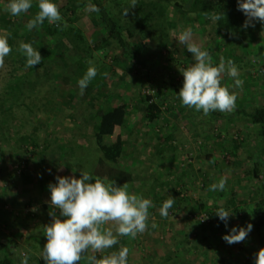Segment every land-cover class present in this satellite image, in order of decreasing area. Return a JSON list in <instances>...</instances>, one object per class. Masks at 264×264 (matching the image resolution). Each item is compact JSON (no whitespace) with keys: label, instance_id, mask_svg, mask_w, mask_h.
<instances>
[{"label":"rangeland","instance_id":"obj_1","mask_svg":"<svg viewBox=\"0 0 264 264\" xmlns=\"http://www.w3.org/2000/svg\"><path fill=\"white\" fill-rule=\"evenodd\" d=\"M161 1L166 7L170 48L159 49L156 41L144 39L133 27L130 51L134 59L114 45L103 53H96L89 60V66H95L99 72L104 66L109 67L105 86L92 81L80 95L77 61L81 54L66 43H56L39 26L29 31L25 25L33 18L31 9L11 16L5 10L7 0H0V36L7 37L8 21L17 25L21 35L0 63V241H8L6 247L0 248V258L7 255L15 264H20L27 255L28 264H46L41 258L46 243L44 226L52 221L50 212L56 211L59 215V210L50 205L48 185L55 183L58 175L79 178L80 171L91 172L98 124L92 111L99 101L98 96L93 97L102 92L107 94L110 103L124 102L130 106L126 121L128 156L122 168L116 169L131 168L133 176L127 183L128 191L150 199L152 212L143 233L134 239L120 236L117 245L101 252L89 250L77 264H87V255L95 254L99 258L118 251L121 246L129 249L128 264H254L258 248L253 228L239 243L229 245L222 236L234 226L246 227L227 203L226 193L234 190L239 209L248 210L249 219H255L254 204L247 206L249 191L254 186L253 161L249 156L254 153L264 163L263 146L258 138L260 127L239 120L236 112L264 100V73L262 77L258 74L264 65V24L258 21V29L245 27L234 41H226L213 22L189 12L186 0ZM54 2L60 5L58 0ZM33 3L38 6L37 0ZM74 23L84 31L91 45L106 35L93 11L80 10ZM186 28L192 29V42L209 52L213 65L223 57L225 62L231 59L238 67L240 86H235L233 78L226 74L221 79V85L237 95L232 111H213L205 116L202 111L182 105L176 97L175 91L183 83L179 69L194 63L192 54L177 39L178 33ZM20 42L32 43L39 50L44 67L25 69L26 57L17 50ZM159 90L164 92L161 112L158 119L147 124L140 108L141 94L153 95ZM144 130L152 131V140L145 139L149 141L148 149L160 147L171 136L173 151L166 149L164 156L169 152L174 155L162 163L153 160V153L149 157L148 151L142 156L138 146ZM237 140L244 144L236 154L233 143ZM64 146L69 153L66 157L60 152ZM207 153L212 155V160L206 157ZM45 154L47 175H43ZM154 166L163 170L159 178L155 175L154 180L148 181L146 171ZM261 173L264 180V169ZM38 176L39 181L35 183ZM221 177L226 179L225 189L210 191V184ZM42 182L46 185V201L39 194ZM145 188L156 192L147 196ZM169 196L175 203L168 216L161 217L159 208ZM221 207L231 215L227 227L215 214ZM201 216H208L211 223L201 224L198 221ZM104 227H111L115 232L112 222Z\"/></svg>","mask_w":264,"mask_h":264},{"label":"clouds","instance_id":"obj_2","mask_svg":"<svg viewBox=\"0 0 264 264\" xmlns=\"http://www.w3.org/2000/svg\"><path fill=\"white\" fill-rule=\"evenodd\" d=\"M32 3L33 0H7L5 10L11 16H18L27 13ZM37 4L39 11L25 27L31 31L45 20L50 25L59 26L57 22L62 21V16L54 0H37ZM237 6L247 17L244 27L250 26L253 20L264 24V0H237ZM85 10L98 13L100 8L89 0ZM192 37L191 28H186L177 35L178 41L192 54L194 60L191 66L179 69L183 76L182 87L178 92L181 104L197 112L202 111L205 116L212 111H232L237 95L230 92L227 86H222L221 79L226 74L233 78L235 86H240L242 81L238 78V67L231 59L225 62L223 57L217 65H213L209 52L192 42ZM17 50L26 57L25 69L39 65L42 61L39 50L34 49L32 43L20 42ZM11 51L8 37L0 36V63ZM102 75L108 77L109 74L105 72ZM96 76V67L89 66L77 81L80 95L84 94ZM55 181L48 185L49 202L53 209L59 210V215L56 211L50 212L52 221L44 226L46 243L42 248L41 258L46 264H77L89 250L97 253L110 249L119 243L118 237L134 239L148 227L146 222L152 201L129 193L127 183L117 186L115 181L93 176L87 171H80L79 178L58 175ZM225 186L226 179L221 177L218 182L210 184L209 190L223 191ZM174 203L175 199L170 196L164 200L159 208L160 216L167 217ZM215 214L227 227L231 216L229 211L221 207ZM109 222L114 223L115 232L111 227H104ZM152 227L156 225L153 224ZM252 228L251 223L246 227L234 226L222 239L229 245L242 242ZM128 255L129 249L121 246L118 251L99 258L95 254L87 255L86 260L87 264H128ZM28 259L24 255L20 264H28ZM254 264H264V248L255 254Z\"/></svg>","mask_w":264,"mask_h":264},{"label":"trees","instance_id":"obj_3","mask_svg":"<svg viewBox=\"0 0 264 264\" xmlns=\"http://www.w3.org/2000/svg\"><path fill=\"white\" fill-rule=\"evenodd\" d=\"M58 2L60 3L58 8L62 16V21L57 22L59 26L57 24L50 25L47 20L38 26L56 43H66L70 46V49L76 50L81 54V58L77 61V74L80 78H82L89 67V60H92L96 53H103L113 45L128 54L131 60L134 59V55L130 51L133 27L137 28L139 34L144 39L151 38L156 41L159 49L165 50L170 48V38L166 27V7L162 4L161 0H135L134 6L133 0H110L108 3L104 0H91V3H94L100 8L98 13L93 11V16L100 22L106 32L103 38L92 45L85 36L84 31L74 23V19H76L79 11H85L89 0H58ZM34 4L30 8L33 12V18L39 11L38 6H33ZM185 4L190 10H188L189 12L195 13L196 16L209 19L210 23L213 22L216 25L217 32L226 41H234V38L238 36L239 32L245 28L244 24L247 17L242 11L238 10L237 0H186ZM126 11L127 13L125 14ZM252 24H255V26H251ZM258 24H260L258 20H253L248 27L258 29ZM6 33L8 43L13 48L21 38L17 25L8 21ZM40 66L44 67V64L40 63L36 65V67ZM108 70L109 67L107 66L101 68V72L97 71V76L92 81L105 86L107 77H104L102 74L105 72L109 74ZM263 73L264 65H262L258 74L262 77ZM122 78L124 80V77ZM97 87L94 88L95 91H97ZM178 92V90L175 91L177 98ZM163 93L162 90H159L153 95L149 93L148 95L141 94L142 98L140 103L142 106L140 108L146 117L145 122L147 124L158 119V114L161 112L160 106ZM97 96L99 97V101L92 111L97 118L98 124L95 126V152L91 153L90 174L101 178L107 177L109 181H115L118 186H121V184L131 182L133 176L131 171L116 169V167L121 165L127 146V141L123 134L127 126L126 121L130 112V106L124 102L110 103L107 94H103L102 92H97L93 98L96 99ZM106 104H109V106L106 107ZM236 115L239 120L260 127L258 138L262 142V153L264 155V100L251 108L239 109ZM166 140L168 141L166 146L169 148L168 146L170 145L168 143L172 142V137L169 136ZM243 144L241 140L233 143L236 154L242 148ZM60 152L63 157H66L68 153L65 150V146ZM93 156L95 157L94 159ZM206 157L209 160L213 158L210 153H207ZM249 159L253 161L252 174L254 176V186L249 191L251 199L249 198L247 206L250 207L254 204V221L249 219L248 210L239 209L238 195L234 190L226 193L225 196L227 197V203L233 208V212L237 215V218L245 222L246 225L248 223L253 225V232L257 239L258 253L260 249L264 248V180L261 173L264 169V163L254 153L249 156ZM70 161L71 164L73 161ZM228 194L230 195L228 196ZM210 223L203 225L208 226ZM7 245V240L0 241V248L6 247ZM0 264L15 263L9 256L5 255L0 258Z\"/></svg>","mask_w":264,"mask_h":264},{"label":"crops","instance_id":"obj_4","mask_svg":"<svg viewBox=\"0 0 264 264\" xmlns=\"http://www.w3.org/2000/svg\"><path fill=\"white\" fill-rule=\"evenodd\" d=\"M129 129H130V132L129 133H133V130H132V128L131 127H129ZM126 130H127V126L125 127V131H124V137H125V139H126V141H127V138H126ZM145 131V130H144ZM152 131L151 130H149V131H145L144 133H143V135H141V137L143 138V140H140V144H141V146H138V148H139V150L141 151H143L142 152V156H146V151H148V153H149V157H151L150 155H151V153H153V155L152 156H154V158H153V160H155V159H157V161L160 163H162V162H164V161H167L169 158L168 157H170V155H174V153L173 152H169V155H167V156H164V154H166V152H163V151H165L166 149H170V151H173V149H172V147H170V146H172L171 144H172V142H170V143H168L170 146H168L169 148H167V146H166V143L168 142L167 140H165V142L164 143H162L161 144V146L159 147V146H153V149H148L149 147H150V145H148V142L149 141H147V140H145V139H148L147 137H151V135L152 134H150ZM148 133V134H147ZM150 140H152L151 138H150ZM145 141V142H144ZM143 142H144V144H143ZM128 145H129V142L127 141V146H126V148H125V151H124V156H123V160H122V162H121V165H120V167L122 168V166L124 165V163H125V159L127 158V156H128ZM135 148H137V147H135ZM163 150V151H162ZM160 153H161V155H160ZM166 157L165 159L166 160H163V161H160V160H162V157ZM159 157V158H158ZM151 159V158H150ZM43 161H44V164H43V166H44V172H43V175H47V173H48V164H47V161H48V156H47V154H45L44 156H43ZM128 169H130V170H127V171H131V168H129L128 167ZM156 170V171H155ZM163 170V168H160L159 166H154L153 168L152 167H149V169L146 171V173H147V179H148V181H150V180H154V179H152V177L153 176H155L156 175V177L155 178H159L158 176H159V172H161ZM153 171H155L156 173H154ZM150 173H152V174H150ZM145 176V177H146ZM146 178L144 179V180H147ZM42 180H44V178H42ZM34 181H35V183L37 182V181H39V176H38V178H36V179H34ZM43 184V185H42ZM42 186L43 187H41L40 189H42V190H40L39 191V194H41V197L46 201V185H45V183H43L42 182ZM123 184H121V186H122ZM146 189V193H147V196H150V194H155V190H151V188L149 189V188H145ZM44 204H48L47 202H44ZM41 210H43V209H41ZM149 212H152V209L151 208H149V210H148ZM44 236V235H43ZM42 235L41 236H39V238L40 237H43Z\"/></svg>","mask_w":264,"mask_h":264},{"label":"built area","instance_id":"obj_5","mask_svg":"<svg viewBox=\"0 0 264 264\" xmlns=\"http://www.w3.org/2000/svg\"><path fill=\"white\" fill-rule=\"evenodd\" d=\"M212 219H210L208 216H201L199 218V221L202 223V224H205V223H209L211 222Z\"/></svg>","mask_w":264,"mask_h":264}]
</instances>
